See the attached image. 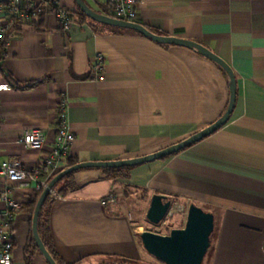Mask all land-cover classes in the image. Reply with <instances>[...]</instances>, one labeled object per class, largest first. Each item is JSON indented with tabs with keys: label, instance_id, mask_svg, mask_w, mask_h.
Here are the masks:
<instances>
[{
	"label": "crops",
	"instance_id": "1",
	"mask_svg": "<svg viewBox=\"0 0 264 264\" xmlns=\"http://www.w3.org/2000/svg\"><path fill=\"white\" fill-rule=\"evenodd\" d=\"M53 1L74 13L68 32L47 10L4 47L0 83L13 89L0 93V164L39 166L53 148L61 101L73 135L66 160L78 164L155 153L224 114L229 80L212 61L82 17L74 0ZM82 1L110 17L109 0ZM135 9L137 24L152 34L197 43L224 60L236 79V101L216 132L168 159L134 167L127 180L88 168L72 173L67 195L55 185L57 197L49 198L43 216L58 261L142 264L138 235L153 231L145 215L157 194L174 208L194 204L214 215L207 264H264V0H136ZM97 55L103 65L93 72ZM33 128L45 137L40 151L18 142ZM9 189L21 206L12 224L11 264H48L37 249L25 251L31 220L22 208L34 184ZM111 193L116 200L102 205Z\"/></svg>",
	"mask_w": 264,
	"mask_h": 264
},
{
	"label": "water",
	"instance_id": "2",
	"mask_svg": "<svg viewBox=\"0 0 264 264\" xmlns=\"http://www.w3.org/2000/svg\"><path fill=\"white\" fill-rule=\"evenodd\" d=\"M74 1L81 13L97 23L131 30L158 44L182 46L194 50L199 55L212 61L217 66H219L228 77L229 98L227 108L219 119L179 143L138 158L107 162L79 163L56 175L49 182L47 188L42 191L35 205L31 223V233L34 243L48 264L56 263L40 240L37 231V220L44 200L49 196V191L55 187L58 181H60L66 175L72 174L73 172L81 169H117L124 167H136L149 162L161 160L165 157L183 151L206 139L219 128H221L228 121L236 101V79L232 69L224 60L205 47L183 39L152 34L137 23L124 22L116 20L112 17L99 15L90 10L82 0ZM171 208L172 201L169 198L164 195H153L150 199L149 207L145 215L146 222L157 227L160 222L165 219ZM214 230V215L210 212L204 211L194 204H190L187 208V213L182 228H172L167 234L164 235L155 232L143 231L138 236L144 251L161 264H202L211 246Z\"/></svg>",
	"mask_w": 264,
	"mask_h": 264
},
{
	"label": "built area",
	"instance_id": "3",
	"mask_svg": "<svg viewBox=\"0 0 264 264\" xmlns=\"http://www.w3.org/2000/svg\"><path fill=\"white\" fill-rule=\"evenodd\" d=\"M111 17L124 21L137 23L135 9L136 0H109ZM47 10L56 18L60 28L68 32L74 19L72 14L65 8L55 4L53 0H0V47L4 36L11 35L24 26H31L38 22ZM2 54H0V61ZM103 57L97 55L94 58L93 72L102 68ZM13 88L6 83H0V93L11 91ZM66 106L61 101L58 105V125L53 148L50 153L40 162L33 171L25 170L18 160H7L0 164V264H11V253L13 249L12 224L16 214L21 210L20 204L16 203L10 196V184H18L26 187L34 184L35 191H43L47 188L50 177L58 171L69 155V147L73 141V135L66 125ZM25 148L33 151H40L45 145L44 134L37 128L26 131L18 140ZM47 170L48 173L39 177L40 170ZM50 199L56 198L54 189L49 191ZM116 194L111 193L101 204L113 203ZM188 206H177L175 211L170 209L165 219L160 222L157 228L169 226V221L176 212L186 216Z\"/></svg>",
	"mask_w": 264,
	"mask_h": 264
},
{
	"label": "trees",
	"instance_id": "4",
	"mask_svg": "<svg viewBox=\"0 0 264 264\" xmlns=\"http://www.w3.org/2000/svg\"><path fill=\"white\" fill-rule=\"evenodd\" d=\"M70 13L72 14V17H73L74 13H72V12H70ZM77 14H79L82 17L85 16L83 13L79 12V10L77 11ZM110 17H111V15H110ZM40 20H41V17L39 18L38 23L40 22ZM36 23L37 22L32 23L31 26H33ZM11 35L4 36L2 45L0 47V54H3L6 41H7V39ZM174 155L165 157V158H163L161 160L168 159L169 157H172ZM76 164H78V163H76L73 160H70V159L66 160L65 163H64V165H63V167H61L58 171H56L55 173H53L51 175L50 180H52L60 172L66 170V169H68V168H70V167H72V166H74ZM133 168L134 167H124V168H117V169H113V168H111V169L103 168L101 170H103L105 172L106 176L108 178L112 179V180H118V179L127 180V179L130 178V171ZM71 175L72 174L66 175L60 181H58V183L56 184V187L58 186L57 192H58V194L60 196H65L70 191H72V189H74V184H73L72 181H70ZM41 193H42L41 191H36L35 194H34V196H33V198L31 199V201L29 203H27L25 206H23V208H22L23 210L24 209H27L28 210L29 215H30L31 223H32V217H33V212H34V209H35V205H36V203H37V201H38ZM49 198H50L49 196L46 197V199L44 200V202L42 204V207L40 209V212H39V215H38V220H37V231H38V235L40 237V240L42 241L43 245L45 246L47 252L54 259V261H55L56 264H61L58 261L56 255L54 253L53 247L51 245L50 236H49V228H48V220H47V218L45 216H43V209L46 206L47 202H49ZM169 227H168L169 228L168 230H171L172 229L171 225ZM138 238H139V236H138ZM29 246H31L32 248L37 249V251H39L38 248L36 247L35 243H34V240H33L31 231H30V239H29L28 245L26 246L25 251H27V249L29 248Z\"/></svg>",
	"mask_w": 264,
	"mask_h": 264
},
{
	"label": "rangeland",
	"instance_id": "5",
	"mask_svg": "<svg viewBox=\"0 0 264 264\" xmlns=\"http://www.w3.org/2000/svg\"><path fill=\"white\" fill-rule=\"evenodd\" d=\"M172 208L176 211L177 207L174 208L172 206ZM204 210L206 211V208H204ZM178 215H181L180 213L176 212L173 216V218L169 221V226L171 225L172 228H182L184 225V221H185V216L183 215V223H182V219H180V217H178ZM147 228H149V230H153L152 232L158 233V234H167L169 232V228L165 227V228H157L156 226H152L149 223H146ZM215 236V235H214ZM212 246V245H211ZM209 248L204 260L202 264H207L208 258L211 254V247ZM143 259L145 261L142 262V264H161L160 262H158L157 260H155L154 258H152L151 256H149L145 251H144V257Z\"/></svg>",
	"mask_w": 264,
	"mask_h": 264
}]
</instances>
